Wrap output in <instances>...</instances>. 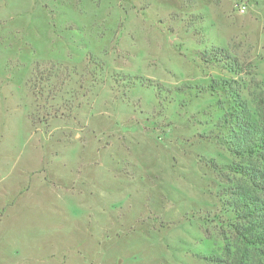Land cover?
Listing matches in <instances>:
<instances>
[{"label":"rangeland","instance_id":"rangeland-1","mask_svg":"<svg viewBox=\"0 0 264 264\" xmlns=\"http://www.w3.org/2000/svg\"><path fill=\"white\" fill-rule=\"evenodd\" d=\"M260 124L264 0H0V264H264Z\"/></svg>","mask_w":264,"mask_h":264},{"label":"trees","instance_id":"trees-1","mask_svg":"<svg viewBox=\"0 0 264 264\" xmlns=\"http://www.w3.org/2000/svg\"><path fill=\"white\" fill-rule=\"evenodd\" d=\"M221 52L222 50L217 49L206 60L223 63L231 69V72L241 74L240 62L236 59L225 58ZM214 87L212 85V88ZM229 115L233 116L232 113H229ZM225 121L228 123L230 121L229 117ZM246 133L245 136H237L233 139L232 151L239 156L250 159L253 157L263 158L264 160V126L260 124L253 126L251 129L246 128ZM235 172L247 178L253 188L264 194V170L256 166H239L235 168ZM243 202L245 203L243 207L248 208V211L242 218L245 219L248 225H244L242 229H239L242 244L246 248L264 253V199L248 195Z\"/></svg>","mask_w":264,"mask_h":264},{"label":"built area","instance_id":"built-area-1","mask_svg":"<svg viewBox=\"0 0 264 264\" xmlns=\"http://www.w3.org/2000/svg\"><path fill=\"white\" fill-rule=\"evenodd\" d=\"M242 11L244 12V11H245V8H244V9H242Z\"/></svg>","mask_w":264,"mask_h":264}]
</instances>
